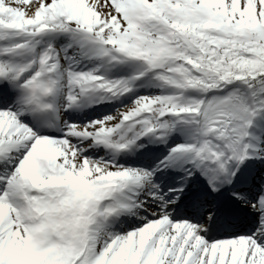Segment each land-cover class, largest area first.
I'll return each instance as SVG.
<instances>
[{
    "label": "snow or ice",
    "instance_id": "6c2138e0",
    "mask_svg": "<svg viewBox=\"0 0 264 264\" xmlns=\"http://www.w3.org/2000/svg\"><path fill=\"white\" fill-rule=\"evenodd\" d=\"M0 264H264V0H0Z\"/></svg>",
    "mask_w": 264,
    "mask_h": 264
}]
</instances>
